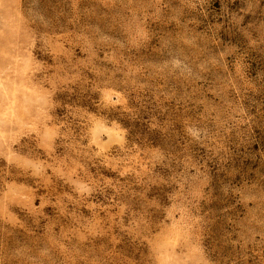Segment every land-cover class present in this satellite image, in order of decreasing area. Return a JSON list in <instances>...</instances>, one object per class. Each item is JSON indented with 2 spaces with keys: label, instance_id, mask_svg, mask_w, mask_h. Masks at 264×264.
I'll use <instances>...</instances> for the list:
<instances>
[{
  "label": "rangeland",
  "instance_id": "obj_1",
  "mask_svg": "<svg viewBox=\"0 0 264 264\" xmlns=\"http://www.w3.org/2000/svg\"><path fill=\"white\" fill-rule=\"evenodd\" d=\"M0 264H264V0H0Z\"/></svg>",
  "mask_w": 264,
  "mask_h": 264
}]
</instances>
